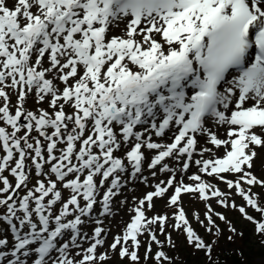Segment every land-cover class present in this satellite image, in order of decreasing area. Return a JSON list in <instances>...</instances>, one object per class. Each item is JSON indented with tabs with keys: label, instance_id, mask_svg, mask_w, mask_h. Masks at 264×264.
I'll return each mask as SVG.
<instances>
[{
	"label": "snow or ice",
	"instance_id": "1",
	"mask_svg": "<svg viewBox=\"0 0 264 264\" xmlns=\"http://www.w3.org/2000/svg\"><path fill=\"white\" fill-rule=\"evenodd\" d=\"M121 24L124 34H113ZM31 96L48 108L27 109ZM0 122V264L107 261V250L97 252L109 231L102 217L115 214L129 183L147 182L146 152L154 153L151 175L158 169L169 178L136 200L109 249L119 246L121 259L139 264L140 238L148 233L147 260L153 242L162 246L153 226L165 234L171 219L211 258L213 246L193 228L182 195L237 205L205 176L264 216L252 191L264 180L251 171L264 149V0H0ZM167 133L171 142L156 139ZM193 165L198 172L185 183ZM166 196L176 209L171 218L148 216L154 198ZM207 209L206 231L219 234L213 216L226 217ZM238 210L264 234V220ZM89 223L91 235L83 231ZM154 258L170 261L163 250Z\"/></svg>",
	"mask_w": 264,
	"mask_h": 264
},
{
	"label": "rangeland",
	"instance_id": "2",
	"mask_svg": "<svg viewBox=\"0 0 264 264\" xmlns=\"http://www.w3.org/2000/svg\"><path fill=\"white\" fill-rule=\"evenodd\" d=\"M257 151L259 152V155L255 160V166L253 167V171H255L258 174H260V173L264 174V170L262 167L263 162H264V149H258ZM258 189H259V193H257V194L259 197V203H260L261 207H264V189H263V187H260V186L258 187ZM133 200H134V195L130 196L128 199V203L126 205L127 210H126V208L124 210L125 212L127 211L126 216L130 214L129 203H131ZM182 206L184 207L185 212H186L190 222L192 223L193 228L196 230V232L204 240H205L206 236H208L209 242L212 241L214 243V240H217V241H219L218 244L221 248H228L229 245H227L225 243L230 240L229 237H231V238L233 237V243H235V244H237V242L240 243L241 241L244 240V242L252 243L255 250L262 251L261 247L258 243V242L261 243L262 240L261 239L258 240L256 235L253 232H251V229L253 227H256V224L253 223L252 221H249L248 219H246L244 214H242V213L239 214L237 211L232 210L230 208H224V207L220 206L217 202L213 201L211 203V207H213V211L217 212V213H222L226 217V221H227L226 222V221L220 220L215 215L213 216V219L215 220L217 227L220 229L219 234H217L216 228H213L212 232L206 231V228H205V225L208 224V221L205 217V213L208 210L207 209V203L200 202L195 195H188L186 197V199L182 202ZM122 209H123V207H122ZM245 209H246L247 214L253 216L255 218V220L256 219H258V221L264 220V216H262L260 212L256 211L255 209L248 206L247 204L245 206ZM194 214H199L200 220L204 221V225H201L200 223H198L196 221ZM118 216H117V219H118ZM119 220H121V219H119ZM172 223H171V225H172ZM233 228L235 229V232L230 230ZM172 230L173 231L166 232L165 234H162L158 237V239L162 242V246L156 244L155 251L148 255V260H149L148 264H157V261L155 260L154 257H155V253L157 251H160V250H163L164 252H166L168 257H170V260L173 258L171 261H163L162 264H196L195 262H191V259H187V256L193 255V253L190 254L189 251L193 252L194 250H195L197 256H200L201 259H205L204 262L197 263V264H206L207 263L206 259H208L209 256L206 255V253L204 251L199 252V250L195 249L194 247L191 248L189 246H185V243H183V241L187 240V239H186V236L182 230L181 231H177L174 229H172ZM240 232L242 233V237L237 236V234H239ZM168 233L171 234V240H172V244L174 246H169V244L167 242V235L166 234H168ZM218 244H216V245H218ZM106 250L109 252V259L107 261H104L103 264H129V263H132L130 260H129V262L128 261L122 262V261H125L126 258L121 259L119 257V252L118 251L112 252L109 249L108 245L99 248L97 250V252L99 254V253L104 252ZM183 254H185V256H182ZM139 256H140V261L145 260L144 259L145 255L139 254ZM185 258L187 259V261H185ZM77 259H79V257H77ZM256 262L264 263V256L259 255L256 258Z\"/></svg>",
	"mask_w": 264,
	"mask_h": 264
},
{
	"label": "trees",
	"instance_id": "3",
	"mask_svg": "<svg viewBox=\"0 0 264 264\" xmlns=\"http://www.w3.org/2000/svg\"><path fill=\"white\" fill-rule=\"evenodd\" d=\"M225 244L229 245V247L221 248L218 245L217 251L219 252V255L208 261L206 264H264L256 262V258L259 255L264 256L263 243L259 242L262 251L255 250L253 245L244 242V240L235 244L233 243V237Z\"/></svg>",
	"mask_w": 264,
	"mask_h": 264
},
{
	"label": "bare ground",
	"instance_id": "4",
	"mask_svg": "<svg viewBox=\"0 0 264 264\" xmlns=\"http://www.w3.org/2000/svg\"><path fill=\"white\" fill-rule=\"evenodd\" d=\"M120 30H124V25H123V24H121L119 28L114 29L115 32H118V31H120ZM214 127H215V129L218 130V131H221L222 129L225 130L223 127H219V128H217L215 125H214ZM225 134H226V131H225ZM203 143H205V140H204V139H202V144H203ZM193 167H194L195 170L198 169L195 165H193ZM193 167H192V168H193ZM189 172H190V170H189ZM163 174H164V173H163ZM189 175H190V173H188V172L185 174V176H189ZM205 178H206L207 180H209V181L211 180V179H210L209 177H207V176H205ZM211 182H213L214 184H216V182H215L214 180H212Z\"/></svg>",
	"mask_w": 264,
	"mask_h": 264
}]
</instances>
